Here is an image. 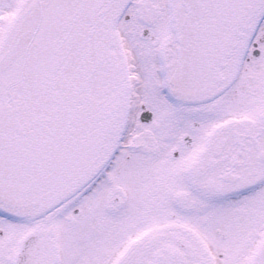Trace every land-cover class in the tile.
I'll return each mask as SVG.
<instances>
[{
    "label": "snow or ice",
    "instance_id": "obj_1",
    "mask_svg": "<svg viewBox=\"0 0 264 264\" xmlns=\"http://www.w3.org/2000/svg\"><path fill=\"white\" fill-rule=\"evenodd\" d=\"M0 264H264V0H0Z\"/></svg>",
    "mask_w": 264,
    "mask_h": 264
}]
</instances>
